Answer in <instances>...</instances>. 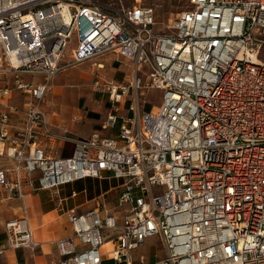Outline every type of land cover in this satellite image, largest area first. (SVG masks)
<instances>
[{
    "label": "built area",
    "instance_id": "1",
    "mask_svg": "<svg viewBox=\"0 0 264 264\" xmlns=\"http://www.w3.org/2000/svg\"><path fill=\"white\" fill-rule=\"evenodd\" d=\"M189 3L156 33L155 10L144 4L0 0V63L15 78L0 87V158L15 161V182L0 171V186L23 200L24 177L37 172L41 190L105 173L122 181L124 220L100 209L70 214L74 236L59 241L58 264H136L133 251L154 237L166 245L156 264H264V0ZM110 53L133 64L132 80L108 91L104 125L117 134L49 156L37 132L48 124L50 81ZM14 90L30 101L11 138ZM149 90L161 91L158 113L142 109ZM128 101L131 115L122 117ZM5 227L10 249L38 248L26 211Z\"/></svg>",
    "mask_w": 264,
    "mask_h": 264
},
{
    "label": "crops",
    "instance_id": "2",
    "mask_svg": "<svg viewBox=\"0 0 264 264\" xmlns=\"http://www.w3.org/2000/svg\"><path fill=\"white\" fill-rule=\"evenodd\" d=\"M85 66L87 70L81 76L84 83L78 88L79 92L73 95L75 106L71 107V113H61L56 109L50 113L44 108L48 124L38 129L37 143L51 157H70L76 140H88L96 135L115 137L118 132V129H106L104 125L113 107L108 91L113 85H126L132 80L133 64L116 53L98 56L60 73L54 82L55 97L71 85L72 78ZM144 70V67L139 69L142 76ZM67 71L71 72L70 75H65ZM36 78L44 77L27 76L25 80L43 83V80L36 81ZM14 82L15 78L6 74L0 63V87H13ZM29 101L30 95L12 91L10 104L16 113L11 119L9 137L12 138L23 126ZM129 105L130 101L119 105L120 116L131 115ZM144 106L147 107L146 101ZM14 169L13 159L7 156L0 158V171L6 172L11 183L15 182ZM38 179V172L24 177L23 200L13 191L0 186V264H58L63 259L58 248L59 241L74 236L68 218L70 214L83 215L92 209H100L105 214L118 216L120 221L126 216L127 207L120 208L118 200L122 181L110 174L105 173L101 179L88 178L53 190H41ZM25 211L34 241L39 245L35 251L9 248L5 226L9 221L23 217Z\"/></svg>",
    "mask_w": 264,
    "mask_h": 264
},
{
    "label": "rangeland",
    "instance_id": "3",
    "mask_svg": "<svg viewBox=\"0 0 264 264\" xmlns=\"http://www.w3.org/2000/svg\"><path fill=\"white\" fill-rule=\"evenodd\" d=\"M101 3L106 5H114L118 9H127L128 7H132L134 5H148L151 6L155 10V19L157 20V29L156 33H167V26L170 22L176 17L186 12L191 3L189 0H100ZM76 38H73V42L71 43L69 50H73L76 47ZM259 61H264V48L260 52ZM87 70V67H82L77 73L75 78L73 77L70 81L69 86L65 87L62 91L61 95L56 96L54 92L55 88V79L51 80L49 83V90L44 99V108L51 113L53 109L56 111H60L61 113H71V107L75 106L73 104V95L79 92V87L83 85L82 82V74ZM72 71V70H71ZM70 71L65 72V75H70ZM36 81H45L43 78H36ZM143 98V102H147V107H143L142 109H146L148 111L154 110L155 113L159 112V108L162 101L161 91L149 90L145 93ZM146 99V100H144ZM56 104V106H53ZM144 105V104H143ZM66 118L68 117L65 115ZM106 252V251H105ZM107 255V254H106ZM133 260H135L136 264H155L166 256V245L163 242V238L154 237L149 238L145 242V245L140 249L133 251ZM145 259V262L142 263V259Z\"/></svg>",
    "mask_w": 264,
    "mask_h": 264
},
{
    "label": "bare ground",
    "instance_id": "4",
    "mask_svg": "<svg viewBox=\"0 0 264 264\" xmlns=\"http://www.w3.org/2000/svg\"><path fill=\"white\" fill-rule=\"evenodd\" d=\"M137 1H139V0H137ZM112 245H111V243H106V245L104 246L105 248H109V247H111Z\"/></svg>",
    "mask_w": 264,
    "mask_h": 264
},
{
    "label": "trees",
    "instance_id": "5",
    "mask_svg": "<svg viewBox=\"0 0 264 264\" xmlns=\"http://www.w3.org/2000/svg\"><path fill=\"white\" fill-rule=\"evenodd\" d=\"M104 264H116L113 261H106Z\"/></svg>",
    "mask_w": 264,
    "mask_h": 264
}]
</instances>
